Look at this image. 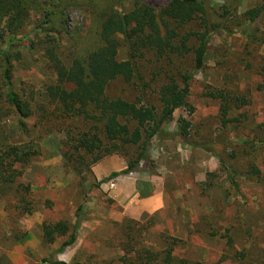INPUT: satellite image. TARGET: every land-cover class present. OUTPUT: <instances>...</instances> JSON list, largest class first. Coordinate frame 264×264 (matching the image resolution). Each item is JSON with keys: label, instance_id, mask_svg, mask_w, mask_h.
Returning <instances> with one entry per match:
<instances>
[{"label": "rangeland", "instance_id": "rangeland-1", "mask_svg": "<svg viewBox=\"0 0 264 264\" xmlns=\"http://www.w3.org/2000/svg\"><path fill=\"white\" fill-rule=\"evenodd\" d=\"M153 8H162L171 0H140ZM112 0H88L84 7L66 11V31L83 34L89 28L91 15L107 11ZM125 12L133 8L134 0H120ZM234 0H209L212 10ZM259 0H237L238 14L257 5ZM31 24L19 31L16 38L36 41L47 31L43 19L32 16ZM233 34L218 32L210 42L204 69L194 73L190 84V108L176 114L166 132L175 134L177 119L190 122L189 140L159 141L154 138L147 156L149 162H138L134 169L123 174L135 149L127 155L111 156L80 176L65 171L59 150L63 148L64 132L51 124L40 128L32 117L25 121L26 131L20 129L16 117L2 121L13 144L35 143L37 156L23 172V182L29 184L34 207L30 215L8 212L0 201V264H121V243L128 235L126 225L138 223L143 228L142 246L161 252L167 243L174 245V256L195 264H264V150L255 142L264 138V44L258 42L264 33V24L256 22L233 27ZM36 35L38 37H36ZM63 52L72 49L68 35H57ZM8 36L6 43H9ZM24 41L19 48L21 61L15 63L13 82L18 88L32 86L37 101L43 102L42 88L55 80L46 67V58L40 48L29 49ZM119 60L126 59L125 50L119 51ZM65 61V56L62 55ZM143 77L148 81L156 66L150 60L141 63ZM138 87L116 81L108 89L111 98L135 100ZM144 102H152L155 87L144 89ZM223 91L230 104L228 118L234 120L221 127V99L208 96ZM69 123V121H67ZM65 124L63 128H65ZM51 133H47L51 131ZM137 154V152H136ZM123 155V156H122ZM112 163L115 178L98 180L94 169ZM235 170L236 189L230 186L225 167ZM258 168L260 175L246 174L249 166ZM113 174V173H112ZM80 181L91 188L81 197ZM121 190L122 201L133 196L142 203L159 194L161 207L154 212L139 214L130 206L120 223L111 218L124 213L112 199ZM134 204V203H133ZM82 205V218L75 242L63 253L56 251L63 239L52 245L42 241V224L58 221L74 223L76 210ZM134 224H132L133 226ZM131 226V227H132ZM134 229H137L135 228ZM230 232V238L228 237ZM231 240V247L228 241ZM244 253V257L236 253ZM43 260H47L43 263Z\"/></svg>", "mask_w": 264, "mask_h": 264}, {"label": "trees", "instance_id": "trees-1", "mask_svg": "<svg viewBox=\"0 0 264 264\" xmlns=\"http://www.w3.org/2000/svg\"><path fill=\"white\" fill-rule=\"evenodd\" d=\"M88 0H0V201L13 214L30 215L34 202L30 186L23 182V172L33 157L37 156L35 143L13 144L2 126V121L16 117L20 129L26 131L25 121L32 117L40 128L51 124L64 132L63 148L59 155L65 171L77 176L90 170L100 161L117 155H127L135 149L123 174L135 165L149 162L148 151L152 141L189 140V121L179 117L178 131L166 132L177 113L190 108V84L194 73L204 69L205 56L212 38L220 31L233 34V27L262 22L264 0L242 15L237 11V0L212 10L209 0H171L162 8H153L134 0L133 8L125 12L120 0H112L107 11L93 13L89 28L80 34L66 31V11L84 7ZM32 16L43 19L47 31L36 41L16 38L19 31L29 26ZM65 33L73 42L69 52H63L57 35ZM11 36L9 43H6ZM36 37H38L36 35ZM29 42L30 48L39 47L46 58V67L55 80L42 88L43 102H38L32 86L16 87L13 82L15 63L21 61L19 48ZM264 44V33L258 38ZM125 50L126 59L119 60V51ZM65 56V61L62 59ZM150 60L156 66L152 78L143 77L141 62ZM116 81L138 87L142 94L135 100L111 98L108 89ZM155 87V100L144 102V89ZM143 90V91H142ZM146 95V96H145ZM209 97L221 99V127L234 120L228 118L230 104L223 91L211 92ZM69 121V123L67 122ZM65 128L62 129V127ZM51 131L47 133H51ZM255 145L264 150V138ZM137 152V154H136ZM122 155V156H123ZM228 182L236 189V172L225 167ZM247 175H260L258 168L249 166ZM119 174L113 173L110 178ZM103 182H99L98 187ZM84 199L92 185L86 189L80 181ZM82 218V205L76 210L73 224L58 221L42 224V241L46 245L63 239L56 253H63L76 240ZM132 224H134L132 226ZM132 226V227H131ZM138 223L126 225L128 235L121 243V264H192L174 256L176 239L161 252L142 246L143 228ZM137 228V229H134ZM230 232H228V237ZM230 238V237H229ZM232 241H228L231 247ZM244 257V253H236ZM47 260H43L46 263ZM195 264V263H193Z\"/></svg>", "mask_w": 264, "mask_h": 264}, {"label": "crops", "instance_id": "crops-1", "mask_svg": "<svg viewBox=\"0 0 264 264\" xmlns=\"http://www.w3.org/2000/svg\"><path fill=\"white\" fill-rule=\"evenodd\" d=\"M109 164H106L103 166L99 165L98 167H96V169H94V173L97 177L98 180L107 178L110 174L114 173L113 170H111L113 168L112 163L108 162ZM121 190L118 189L117 192L113 193V200L115 201V203L117 205H119L120 207H122L124 209V213H122L121 215H116V217L111 218L114 222L116 223H120L123 219V217L125 216V212H129L128 210H130V206H132V209L136 210L137 213L139 214H143V213H150V212H154V210H157V208L160 206L161 207V203H159V200L161 198V196L159 194L154 195L149 197L148 199H146L145 201H142V203L138 204V200L136 197H134L132 194V196H127L125 198V200H128L130 197V201H122V199H119V197H122L121 195ZM159 199V200H158ZM162 202V200H160ZM134 203V204H133ZM159 207V208H160ZM131 214V213H130ZM132 217H134V215L131 214Z\"/></svg>", "mask_w": 264, "mask_h": 264}]
</instances>
